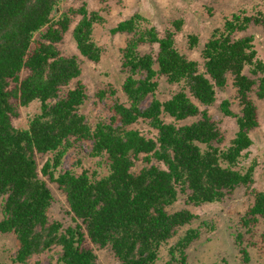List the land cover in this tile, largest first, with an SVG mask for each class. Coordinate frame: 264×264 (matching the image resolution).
Segmentation results:
<instances>
[{"label":"trees","instance_id":"trees-1","mask_svg":"<svg viewBox=\"0 0 264 264\" xmlns=\"http://www.w3.org/2000/svg\"><path fill=\"white\" fill-rule=\"evenodd\" d=\"M58 3L0 0V232L15 234L14 261L20 264L54 246L60 248L57 264H96L86 239L109 248L117 264H153L161 246L195 217L186 208L167 210L180 196L193 205L221 202L253 182L254 165L243 170L238 163L252 144L249 131L258 124L250 92L264 99V61L257 57L252 36L235 33L250 23L264 29V13L241 10L225 17L203 44L202 67L178 51L175 31L167 29L159 36L153 26L142 28L139 14L118 22L111 33L131 34L121 49L127 103L114 102L107 120L91 124L80 112L86 99L83 84L61 94L81 68L75 55H64L57 47L70 21L67 13L55 14ZM76 11L80 19L72 29L75 46L80 55L97 62L101 50L92 31L102 19L85 6ZM174 25L179 28L180 21ZM196 41L195 35L189 36L191 46ZM142 43L155 44V53L139 52ZM245 67L254 77L244 73ZM160 75L180 86L165 100L155 97ZM228 75L240 113L228 108L227 99L221 102L224 114L235 117L237 124L234 137L223 147L206 107L214 103L216 87L225 86ZM33 100L40 102L38 112L26 127H15L12 117L18 106ZM191 117L195 119L180 123ZM139 121L152 135L136 127ZM85 141H91L90 156L107 160L105 175L61 169L64 156ZM36 153L51 154L40 170ZM39 171L64 193L74 225L63 227L49 219L52 193ZM251 193L253 201L238 220L244 232L235 235L245 264L250 261L247 246L255 242L244 236H253L264 219V192ZM198 236L197 228H188L169 246L164 264H186V248Z\"/></svg>","mask_w":264,"mask_h":264},{"label":"rangeland","instance_id":"rangeland-1","mask_svg":"<svg viewBox=\"0 0 264 264\" xmlns=\"http://www.w3.org/2000/svg\"><path fill=\"white\" fill-rule=\"evenodd\" d=\"M82 6H85L88 11H95L102 19L93 25L92 31V39L101 50L97 62L90 61L80 55L72 37V29L80 19L76 10ZM241 10H244L248 15L264 13V0H59L55 6V14L67 13L70 21L68 30L63 34L62 40L57 43V47L64 55H75L81 68L80 75L72 79L69 85L61 90V94L80 82L86 92V99L80 107V112L91 124L107 120L112 114L109 107L114 102L127 103L122 90L126 71L122 67L121 49L126 45L131 34L111 33V28L118 22L134 14H139L140 27L142 28L153 26L159 36H163L167 29L175 31V45L178 51L188 58L196 60L202 67L201 50L211 31L221 27L225 17ZM175 20L180 21L179 28L174 25ZM190 35H195L197 39L193 46L189 44ZM248 35L253 37L257 57L264 61V29L260 24L250 23L245 30L235 33V37ZM156 48L155 44L148 43H142L137 47L141 53H155ZM244 73L254 77L250 74L248 67L244 68ZM179 88L178 84L169 83L165 76L160 75L155 97L165 100ZM99 91H104L102 97L99 96ZM250 97L256 106L258 124L249 131L252 144L246 150V154L241 157L238 167L245 170L249 165H254L252 184L247 188L244 186L236 188L221 202L193 205L185 203L183 196H180L167 210L173 212L186 208L195 217L189 223L179 227L168 243L161 246L158 259L153 264H164L168 257L169 246L190 227L197 228L199 236L186 248V264H245L239 251L240 245L235 241L236 233L244 232V229L238 224V220L253 201L252 190L264 192V99L258 98L253 91L250 92ZM151 98L149 95L145 99L143 107L148 105ZM225 99L228 100V108L239 114L240 105L229 75L225 86L216 87L214 103L206 107L211 119L219 127L222 135L219 145L223 147L229 144L237 130L235 117L225 115L221 109V102ZM39 106L38 100H33L25 106H18L17 114L12 117L13 125L17 128L26 127L27 120L38 112ZM165 119L172 120L170 117H165ZM194 119L195 117H191L180 123L191 122ZM136 127L143 133L152 135L144 121H139ZM90 145L91 141L77 144L64 156L61 169H73L75 173L86 169L89 173L95 172L97 177L105 175L107 160L102 157L90 156ZM50 156V153H36L39 170ZM140 166L141 164H138L135 169ZM39 175L46 181L52 193L51 204L47 209L49 219L60 221L63 227L74 225L75 220L69 211L62 190L40 171ZM2 202L3 199L0 198V219L2 218ZM246 239L255 242L254 246H247L250 256L249 264H264V219H260L254 228L253 236L245 234L244 240L246 241ZM84 243L94 249L96 264H117V260L109 248H100L88 239ZM17 248L18 240L15 234L0 232V262L20 264L14 261ZM59 253L60 248L54 246L43 253L33 255L24 264H57Z\"/></svg>","mask_w":264,"mask_h":264}]
</instances>
